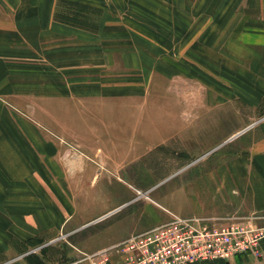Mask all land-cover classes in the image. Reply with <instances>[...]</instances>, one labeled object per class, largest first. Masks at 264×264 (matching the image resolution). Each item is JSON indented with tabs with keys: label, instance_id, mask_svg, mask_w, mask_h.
I'll use <instances>...</instances> for the list:
<instances>
[{
	"label": "crops",
	"instance_id": "obj_1",
	"mask_svg": "<svg viewBox=\"0 0 264 264\" xmlns=\"http://www.w3.org/2000/svg\"><path fill=\"white\" fill-rule=\"evenodd\" d=\"M154 76L167 80L170 103L185 106L179 115L169 107L166 132L144 111ZM120 101L135 113L106 110ZM224 120L236 122L226 133ZM199 132L206 152L221 153L184 180L193 212L171 214L264 228V0H0V264H91L170 220L152 204L122 212L118 194L96 191L98 170L121 168V154L165 135L168 151L192 152ZM120 261L112 251L109 264ZM196 264H264V238L257 257Z\"/></svg>",
	"mask_w": 264,
	"mask_h": 264
},
{
	"label": "rangeland",
	"instance_id": "obj_2",
	"mask_svg": "<svg viewBox=\"0 0 264 264\" xmlns=\"http://www.w3.org/2000/svg\"><path fill=\"white\" fill-rule=\"evenodd\" d=\"M144 19L145 22H150L148 18ZM138 29H143L146 31H152L150 25L146 23H138L134 25ZM194 51V50H193ZM195 61V62H194ZM199 60L195 59L192 56V64H198ZM134 79L137 76L132 74ZM167 80H163V77H153L149 80V85L145 93L144 101V111L145 114L149 116L157 115L153 118V121L159 125V130L166 132L169 130V126L172 122H166L168 117L165 116L169 107L172 108V111L175 114L185 112V106L182 104L174 106L171 101L168 100L169 92L166 90ZM135 90L129 88V92ZM193 99V98H192ZM195 101L198 102V96L195 97ZM170 103V105L168 104ZM199 104H193L192 112L197 114L205 113V109L201 110L198 106ZM105 106V105H104ZM106 110L117 115L119 112L122 114L135 113V104L131 101H120L119 103L107 104ZM174 107V108H173ZM215 110L208 109V113H214ZM220 111V110H219ZM218 111V112H219ZM226 112H231V107L225 108ZM240 121L243 120L247 113L245 108L241 106L239 113ZM181 118V117H180ZM169 121V120H168ZM181 121H179L180 124ZM145 126L148 124V127L152 126V122L144 120ZM235 121L224 120L223 122V132L226 133ZM173 124V123H172ZM208 127V135L213 133L215 136V128ZM220 129H218V132ZM198 135H202V142L199 145L194 146L192 152H171L168 151L167 137L161 136L158 139L159 142L155 146L151 147V143L148 147L144 146L143 152L141 151L136 153H127L121 154L128 156L125 161L122 163L121 168L116 167H107L98 171V180H96L95 188L96 191L102 190V193L108 195L110 198L115 199V194H118L119 201H123L124 205L121 207L122 212H131L134 211L137 205L132 204L137 202L138 214L141 209L151 210V208L146 207V204H152L153 210L159 213L161 219L172 218V214H177L181 216H186L193 212L192 204H190L189 199L184 193V180L186 177H198L201 172L207 171L215 167V161L218 159L216 155V147H214L210 152H206V149H210L211 145L209 144L208 136L204 132ZM152 137L147 138L150 142L153 141ZM198 137H193V140H196ZM206 139V140H205ZM164 141V142H162ZM208 141V142H206ZM161 142V143H160ZM214 145H212L213 147ZM139 148V147H138ZM215 152V153H213ZM111 153V157H112ZM112 160V158H111ZM205 164L208 168H205ZM109 166V165H108ZM207 169V170H206ZM102 176H105L103 178ZM145 195V196H144ZM125 199V200H124ZM118 201V202H119ZM97 208L102 207L105 202L98 201ZM142 206H141V205ZM172 213V214H171ZM155 214V213H154ZM135 217V216H134ZM138 217V216H137ZM162 224V223H161ZM88 232L86 229L85 234ZM64 242V257L65 259L71 257L70 253L73 248L68 245L72 242V235L66 234L61 239ZM77 252V251H76ZM79 255H81L79 253Z\"/></svg>",
	"mask_w": 264,
	"mask_h": 264
},
{
	"label": "built area",
	"instance_id": "obj_3",
	"mask_svg": "<svg viewBox=\"0 0 264 264\" xmlns=\"http://www.w3.org/2000/svg\"><path fill=\"white\" fill-rule=\"evenodd\" d=\"M264 228L251 219L208 222L172 216L162 224L134 233L122 243L90 256L91 264H196L227 261L237 254L260 255Z\"/></svg>",
	"mask_w": 264,
	"mask_h": 264
},
{
	"label": "bare ground",
	"instance_id": "obj_4",
	"mask_svg": "<svg viewBox=\"0 0 264 264\" xmlns=\"http://www.w3.org/2000/svg\"><path fill=\"white\" fill-rule=\"evenodd\" d=\"M145 196V195H144Z\"/></svg>",
	"mask_w": 264,
	"mask_h": 264
}]
</instances>
